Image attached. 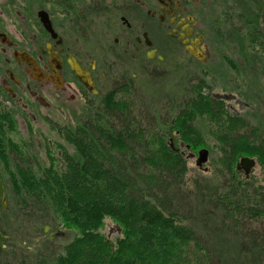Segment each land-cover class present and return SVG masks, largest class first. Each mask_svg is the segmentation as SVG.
Here are the masks:
<instances>
[{
  "label": "trees",
  "instance_id": "obj_1",
  "mask_svg": "<svg viewBox=\"0 0 264 264\" xmlns=\"http://www.w3.org/2000/svg\"><path fill=\"white\" fill-rule=\"evenodd\" d=\"M88 4L78 24L93 28L103 9ZM215 4L206 36L240 76L229 91L245 111H226L210 93L187 98V69L176 84L148 66L114 81L74 127L56 129L48 162L35 153L40 167L25 160L26 168L7 170L8 182L0 169V264H264V179L236 167L244 156L264 166V0ZM158 35L161 49H179ZM204 124L221 153L210 174L191 178L187 159L211 154ZM106 218L121 229L115 240L101 232ZM46 225L70 237L49 240Z\"/></svg>",
  "mask_w": 264,
  "mask_h": 264
},
{
  "label": "flooded vegetation",
  "instance_id": "obj_2",
  "mask_svg": "<svg viewBox=\"0 0 264 264\" xmlns=\"http://www.w3.org/2000/svg\"><path fill=\"white\" fill-rule=\"evenodd\" d=\"M88 1L40 3L26 17L28 24L13 30L7 29L6 9L0 5V169L26 168L25 160L38 169L35 153L48 162L51 141L36 140L39 122L52 125L57 113L81 118L89 103L121 77L130 74L134 80L143 66L159 72L169 71L172 64L208 61L199 0H98L103 10L95 15L99 27L96 23L93 28L78 24ZM104 8L112 17L104 18ZM39 11L46 12L50 29L40 21ZM153 27L180 50L161 49L151 36ZM196 40L204 48L202 60L187 50ZM71 62L90 74L92 91L75 75Z\"/></svg>",
  "mask_w": 264,
  "mask_h": 264
},
{
  "label": "rangeland",
  "instance_id": "obj_3",
  "mask_svg": "<svg viewBox=\"0 0 264 264\" xmlns=\"http://www.w3.org/2000/svg\"><path fill=\"white\" fill-rule=\"evenodd\" d=\"M50 0H0V5L1 8L6 9V20H7V29L13 30L16 28H20L23 25L28 24L27 23V18H30L29 15L32 14V10L34 6L40 5L42 3L44 6H48L47 2ZM87 0H71V3H83L86 2ZM217 0H199V5H198V20H199V27L200 30L204 33L206 42H207V50L210 53L208 61L204 64H188L184 63L183 65H170L172 67L169 70V79H171L172 83L174 82L175 84L178 83V77L180 78L178 71L185 70L186 75L181 74V80L182 77L184 78L183 83L185 82L187 86H191L190 92H187V98L188 97H193L195 94H211L209 96L217 99H221L223 104H224V109L226 111H229L231 113H242L245 111L244 107V102H241L235 95V93L229 91V85L231 84L232 80L231 78L236 77L234 73L237 74L235 69H232L229 65V63L226 61L225 58H223L224 54L218 49V48H213L209 42V39L206 36V28L208 30V25L212 23V14H215L216 11L219 10L217 8V4H215ZM27 17V18H26ZM26 18V19H25ZM98 24L97 27H99V21L96 22ZM96 27V25L94 26ZM94 31H96V28H94ZM151 36L154 38L156 41L157 39L159 40V35L156 30V28H152L151 30ZM175 50H180V49H175ZM226 54V53H225ZM186 66V67H185ZM237 76H239L237 74ZM240 77V76H239ZM180 81V79H179ZM173 83V84H174ZM189 84V85H188ZM196 86L197 89L193 88ZM198 86V87H197ZM190 94V95H189ZM182 100H179L177 105L179 107L183 106L181 103ZM78 108V107H77ZM75 110L70 111L71 113L77 112ZM166 112L163 111L161 114L159 113V120L158 122L160 123L162 120L167 119L166 118ZM172 114V113H171ZM210 116V114H203V117L207 118ZM171 118V115L169 116L168 119ZM77 121L74 119L73 116H69V113L62 114L60 116L57 113L56 120L50 125L48 122L47 124L43 122H39L38 126V137L36 140H41L42 138L44 139H58L57 137L59 134L56 131L58 128L63 127V126H72L74 127L76 125ZM21 130H25L24 126L21 125ZM200 131V136L207 141L208 144H211V154L210 158L208 159V154H207V160L203 162L201 165L197 164V159L198 155L192 156V159H187V167H188V174L187 176L194 178L197 175L200 174H210L215 165H216V159L219 157L221 151L219 150L218 144L216 143V138L210 134L208 130L205 129V124L203 125L202 128H199ZM248 130V129H246ZM208 131V132H207ZM207 139V140H206ZM214 144L216 146H214ZM220 151V152H219ZM199 152V151H198ZM245 157V156H244ZM254 160V166L251 170V173L249 177H252L254 179H264V166L256 162V157H249ZM241 159V158H240ZM238 164V163H237ZM236 164V165H237ZM198 168H207V171H202ZM2 170V169H1ZM7 170H12V169H7ZM7 170H2L3 172V178L5 181L8 182V177L9 175L7 174ZM15 170V169H13ZM243 175V173H241ZM225 177V172L221 174V177ZM101 232L110 240H115L118 236L121 234V229L120 227L114 223L112 220L106 218L104 219V225L101 228ZM48 234V232H46ZM70 235L66 233L65 236L62 237V239L69 238ZM55 239H61L60 237H56ZM57 246H61L62 243L58 242L56 244Z\"/></svg>",
  "mask_w": 264,
  "mask_h": 264
},
{
  "label": "water",
  "instance_id": "obj_4",
  "mask_svg": "<svg viewBox=\"0 0 264 264\" xmlns=\"http://www.w3.org/2000/svg\"><path fill=\"white\" fill-rule=\"evenodd\" d=\"M38 16H39L42 24L47 29H50L49 28L50 24H49V20H48L46 12L45 11H39ZM199 39H201V37H199ZM203 49H204L203 46L198 42V40L195 41L194 48H191L189 46L187 47V50L200 60L204 59L203 58L204 57ZM70 64H71V68L74 71L75 75L81 80V82L85 85V87L89 91H92L91 88H92L93 83H92L90 74L87 71H85L84 69H82L81 67H79V65L72 63V62ZM206 160H207V150L202 149L198 152L197 164L201 165ZM253 166H254V160L251 158H248V157H242L239 160L238 164L236 165L237 169L243 170V172L245 174H249V172L251 171ZM6 206H7V199L5 197L3 183H2V180L0 177V211H1L2 207H6ZM48 229H49V226L46 225L44 227V231H47ZM63 235H64V231L57 229L55 231L50 232L48 235V238H49V240H53L56 237H62ZM3 246H4L3 245V235L0 231V248Z\"/></svg>",
  "mask_w": 264,
  "mask_h": 264
}]
</instances>
